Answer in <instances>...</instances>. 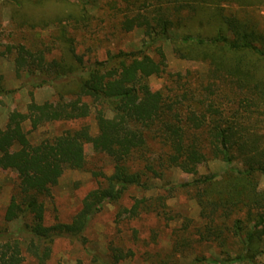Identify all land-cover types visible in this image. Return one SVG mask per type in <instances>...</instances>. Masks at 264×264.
<instances>
[{
    "label": "trees",
    "instance_id": "1",
    "mask_svg": "<svg viewBox=\"0 0 264 264\" xmlns=\"http://www.w3.org/2000/svg\"><path fill=\"white\" fill-rule=\"evenodd\" d=\"M59 1L79 8L64 6L56 15L60 55L37 44L0 49V59L14 56L17 73L35 89L57 90L54 101L13 112L0 130V168L17 176L4 216L8 227L0 228V264H25V254L47 264L58 240L85 245L92 220L106 205L119 203L133 188L151 189V179H163L174 168L196 178L169 192H195L204 223L195 225L193 240L175 241L167 259L209 240L223 259L197 256L190 264H264L258 260L264 254V23L257 13L264 0H122L120 28L141 31L143 44L103 61L80 53L71 36L89 20V0ZM166 45L179 59L207 65V73H169ZM153 77L166 79L164 87L153 90ZM5 92L0 88V95ZM91 116L96 135L81 125L31 140L47 125ZM87 145L111 160L113 172L93 173L99 186L70 223L48 224L46 202L66 170H87ZM209 161H238L242 169L222 182L214 175L197 177ZM137 199L131 208L121 207L118 223L147 210L173 220L165 195ZM110 250L107 258L93 255L92 263L120 264L134 256L114 245Z\"/></svg>",
    "mask_w": 264,
    "mask_h": 264
},
{
    "label": "rangeland",
    "instance_id": "2",
    "mask_svg": "<svg viewBox=\"0 0 264 264\" xmlns=\"http://www.w3.org/2000/svg\"><path fill=\"white\" fill-rule=\"evenodd\" d=\"M69 3H76L69 0ZM122 0H89L87 4L89 20L82 23V28L72 32L78 44L80 53L91 58L103 61L109 53L139 51L143 44L141 31L125 33L121 30ZM66 6L69 11L77 10L78 6L68 5L59 0H0V49L11 45L25 44L28 47L45 45L51 48L54 55H60L64 45L59 47L54 36L58 35V22L56 15ZM79 9V8H78ZM257 13L264 23V5ZM87 23V26H83ZM58 46L59 52L55 49ZM168 59V71L172 74L186 75L189 71L197 72L203 76L207 73V65L177 58L170 45L164 46ZM153 90H159L166 84V79L153 77L150 80ZM0 88L5 93L0 95V130L4 129L10 115L17 111L26 113L29 104L35 102L42 104L46 101H54L57 90L54 87H42L35 89L29 84L25 74L19 75L14 64V56L0 59ZM87 125L91 133L96 135L98 128L94 116L80 123H54L31 133V140L39 142L44 138H52L60 135L67 129ZM29 130V127H27ZM151 146L159 149V146L151 142ZM88 167L85 171L66 170L59 184L53 190V196L46 202V220L48 224L55 221L70 223L79 212L87 194L97 189L98 181L93 173L102 171L107 175L113 172L111 160L104 154H97L90 145L86 146ZM242 169L241 162L228 165L223 161H209L198 169L197 177L207 175L216 176V182L224 181L232 170ZM196 177L184 173L182 170L170 169L163 179H151V189L133 188L117 204H108L92 220L85 236V245L71 241L70 239L58 240L53 249V254L47 264H93V255L107 258L111 254L110 248H121L125 252L131 250L133 257H128L120 264H167L171 260H177L179 264H190L197 256L206 258L223 259L221 248L215 243L203 242L191 248L184 247L181 252H174L176 259H167L173 252L175 241L184 243L185 240H193L195 225L202 226L201 208L195 194L188 190L171 191L182 183L192 182ZM17 184V176L12 171L0 168V228L7 224L4 221L5 211L9 205L13 188ZM219 188L220 185H213ZM261 188L264 189V178L261 180ZM156 195L167 197L173 220L159 218L152 212H143L138 218L124 220L118 223V211L121 207L131 208L135 198L148 199ZM137 199V200H138ZM162 216V215H161ZM190 222V223H189ZM188 227V231H184ZM10 229L14 227L10 226ZM264 249V247H263ZM25 264H37L29 255L25 254ZM264 263V254L258 258Z\"/></svg>",
    "mask_w": 264,
    "mask_h": 264
}]
</instances>
